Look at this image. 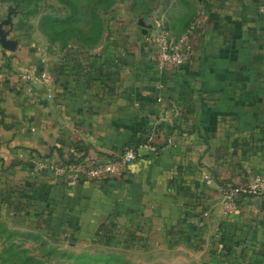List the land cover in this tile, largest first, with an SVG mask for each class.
<instances>
[{
  "label": "crops",
  "instance_id": "obj_1",
  "mask_svg": "<svg viewBox=\"0 0 264 264\" xmlns=\"http://www.w3.org/2000/svg\"><path fill=\"white\" fill-rule=\"evenodd\" d=\"M228 1L200 17L190 58L173 71L149 58L141 22L116 14L104 40L83 47L0 13V209L20 199L30 209L25 197L37 195L139 264H264V204L246 195L228 213L220 190L264 175V14L256 0ZM44 60L52 96L19 78ZM141 137L148 145L122 177L65 187L47 166L102 163Z\"/></svg>",
  "mask_w": 264,
  "mask_h": 264
},
{
  "label": "rangeland",
  "instance_id": "obj_2",
  "mask_svg": "<svg viewBox=\"0 0 264 264\" xmlns=\"http://www.w3.org/2000/svg\"><path fill=\"white\" fill-rule=\"evenodd\" d=\"M213 1L0 0V13L8 15L20 31L31 32L48 42H75L92 47L104 40L108 22L116 14L130 23L141 22L143 32L165 29L179 35L189 27L194 30L198 19L207 15L208 8L212 9ZM221 2L225 4L222 8L228 7V0ZM256 5H264V0H256ZM70 15L68 22L50 20L55 16L68 19ZM61 213H57L58 218L63 217ZM39 218L34 220L22 208L8 211L4 206L0 209V260L7 256L10 248L12 253L34 256L37 264H139L141 261L134 251L119 247L109 237L90 239L92 235L82 233L86 227L81 228L76 218H72L74 225L62 223L63 230L58 228V233H54L51 226H45L46 220ZM80 232L85 239L78 240Z\"/></svg>",
  "mask_w": 264,
  "mask_h": 264
},
{
  "label": "built area",
  "instance_id": "obj_3",
  "mask_svg": "<svg viewBox=\"0 0 264 264\" xmlns=\"http://www.w3.org/2000/svg\"><path fill=\"white\" fill-rule=\"evenodd\" d=\"M258 10L264 14V5H259ZM199 22V19H198ZM197 24V23H196ZM192 27L187 28L179 35H173L165 29H157L145 31L143 33L144 40L147 41L152 51L149 58L154 62L155 67L159 71H173L187 62L191 56V33ZM3 78L2 74V57L0 52V81ZM19 78L24 82L26 88L31 90L35 81H39L43 86L48 88L47 96H52V74L44 60L40 69L34 65H29L19 74ZM148 145L146 143L140 146ZM150 149L156 150L154 145L149 146ZM70 151L75 152V147H70ZM137 156L136 148L132 145H123L113 157L102 163H94L87 161V158H80L74 163H51L47 165L53 174L61 177L72 184L76 183L79 177H83L88 181H96L107 177H122L129 163ZM31 161L33 157L29 158ZM206 181H210L211 177L208 173L204 174ZM220 190L223 196L224 209L226 212H233L239 206V198L241 193L257 197L260 202L264 200V175L260 172L252 173L246 184L222 183ZM245 195V196H246Z\"/></svg>",
  "mask_w": 264,
  "mask_h": 264
},
{
  "label": "trees",
  "instance_id": "obj_4",
  "mask_svg": "<svg viewBox=\"0 0 264 264\" xmlns=\"http://www.w3.org/2000/svg\"><path fill=\"white\" fill-rule=\"evenodd\" d=\"M70 18H71V15L68 19H67V16L66 17L65 16L64 17L55 16L50 20L53 23H58V22H62V21L68 22V21H70ZM69 29H72V28L70 27ZM147 142H148V140L146 138L141 137L136 141H129L126 144L134 146L136 148L137 153H138L139 145L143 144V143H147ZM156 148H157V146H156ZM80 158H82V157H80ZM77 160L78 159L72 158L68 161H65V163H67V164L74 163ZM87 161H91V159L87 158ZM96 164H98V163H96ZM55 177H57V176H55ZM57 180L60 182L61 185L65 186V187H68V186L69 187L70 186L77 187V185H79L85 181H88V180L84 179L83 177H79L77 182L74 184L65 181L61 177H57ZM245 195H246V193H244V194L241 193L240 198H242V196H245ZM19 196L21 198L25 197V195H21V194ZM25 198H26V201L29 203L28 205H29L30 209H24V206H27V204L22 202V199H20L21 204H19V205H17L16 203H9V204L13 208V210L16 207L22 208V210H24L23 212H28L29 217L33 218L34 220H38L39 217H40L39 219L41 221L46 220L45 226H51L52 227L51 230L54 233H58V228L63 230V228L61 227L62 223H69L70 222V219H69V218H71V217H69L70 212H68V213L66 212L65 214L61 213L62 212L61 209H63V208L59 207V209L57 208V210H55L54 209L55 205H51L50 203H48L47 205L40 204L41 199L37 195H31L28 197L26 195ZM241 201L242 200L239 199V204L241 203ZM262 204H264V200H263ZM57 213L58 214L61 213L63 215V217L61 218V216H60V218H58L59 215H57ZM7 253L8 254L6 257L1 258L0 264H32L33 262H35L34 264H37V262L35 261L36 259L32 255H27V254H23V253L22 254L21 253H12L10 248L7 249ZM7 259H9V260H7Z\"/></svg>",
  "mask_w": 264,
  "mask_h": 264
}]
</instances>
